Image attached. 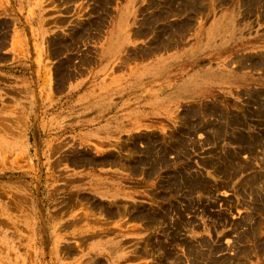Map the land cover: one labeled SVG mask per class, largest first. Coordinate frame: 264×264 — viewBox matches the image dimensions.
Returning a JSON list of instances; mask_svg holds the SVG:
<instances>
[{"label":"rangeland","instance_id":"374dc122","mask_svg":"<svg viewBox=\"0 0 264 264\" xmlns=\"http://www.w3.org/2000/svg\"><path fill=\"white\" fill-rule=\"evenodd\" d=\"M0 264H264V0H0Z\"/></svg>","mask_w":264,"mask_h":264},{"label":"bare ground","instance_id":"6f19581e","mask_svg":"<svg viewBox=\"0 0 264 264\" xmlns=\"http://www.w3.org/2000/svg\"><path fill=\"white\" fill-rule=\"evenodd\" d=\"M174 179V178H173ZM176 181V180H175ZM180 188V187H179ZM182 189V188H181ZM173 190V189H172ZM193 192H194V190H193ZM188 193V192H187ZM185 194V193H184ZM189 194H190V192H189ZM179 214V213H178Z\"/></svg>","mask_w":264,"mask_h":264}]
</instances>
